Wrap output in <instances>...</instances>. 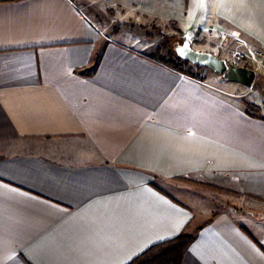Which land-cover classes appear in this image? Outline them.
<instances>
[{
    "label": "crops",
    "instance_id": "obj_1",
    "mask_svg": "<svg viewBox=\"0 0 264 264\" xmlns=\"http://www.w3.org/2000/svg\"><path fill=\"white\" fill-rule=\"evenodd\" d=\"M78 1L101 3L0 0V264H129L182 235V264H264V102L156 63L155 39ZM145 1L122 24L227 39L264 77V0H205L185 24Z\"/></svg>",
    "mask_w": 264,
    "mask_h": 264
},
{
    "label": "rangeland",
    "instance_id": "obj_2",
    "mask_svg": "<svg viewBox=\"0 0 264 264\" xmlns=\"http://www.w3.org/2000/svg\"><path fill=\"white\" fill-rule=\"evenodd\" d=\"M134 1H137L136 2L137 4L138 3L144 4V6L146 7L148 5V3L145 0H143V3H142V0H112V1L111 0H101V3H99V5L97 6L88 5V4L83 5V3L80 1H78V3L80 4V6L81 5L84 6L85 11L88 13L90 17H92L93 19H98L102 23H104L109 28L110 32L119 30L121 28H128L129 30L131 29L134 30L137 34H140L141 36H148L150 38L155 39L156 44L159 47L158 49L159 56L165 57L167 59L171 58L170 47L174 49V46L176 43L183 44L184 37L190 36L193 49L198 50V51L212 53L218 56L219 58H221L220 56H224V52L226 51L227 53L230 54V61H228L229 63L252 69L248 64H246V61H245L246 59H243V60L239 59L240 51H238L237 47L232 45L231 42L227 43V39L223 38L222 43H220V40H221L220 38H216L214 40H211V39L208 40L206 38H201L195 35V33L193 32H183L174 25H171V27H167L166 29L165 28L162 29L154 25L147 26V27L139 26V25L137 26L135 25L137 23H135L134 21L133 22L135 24H131V23H129L128 25L122 24L121 22L122 18L120 16L122 13V10L120 9V6L124 7L125 3H128L131 5L132 2ZM177 1L180 6L179 11H180L181 20H182L181 22H183L184 24L189 23L191 16L188 17V14H184V13L186 11H187L186 13H188L189 10L193 12V9H196V8H200V14L197 16L198 18L197 20L198 22L202 21L201 20L202 12H203L202 9H204V5L206 2L205 0H177ZM177 1H175V3ZM140 8H143V6H141ZM193 30L194 29H191V31ZM191 72L195 77H201L202 75L207 74V73L209 75H214L212 71H209L206 69L198 70L196 67H192ZM251 89L252 88H245V91H246L245 99L248 101L257 102V100H259L260 102H264V77L259 76L256 81V84H254V90H251ZM185 182L193 184L192 182L188 180H186ZM198 185L203 188H207L211 191H214L216 195L213 194L212 198L214 199L215 202L219 201L217 199H220L221 194L235 196L234 193H231L229 190H226V189H223L224 191L220 192V191H216L214 189L207 187V185H200V184ZM222 196L225 197L224 195ZM236 211L246 212L249 210L247 209L239 210L238 209ZM252 212L256 214L255 211H252ZM258 217H260L259 219H261L262 214L257 213V218Z\"/></svg>",
    "mask_w": 264,
    "mask_h": 264
},
{
    "label": "trees",
    "instance_id": "obj_3",
    "mask_svg": "<svg viewBox=\"0 0 264 264\" xmlns=\"http://www.w3.org/2000/svg\"><path fill=\"white\" fill-rule=\"evenodd\" d=\"M171 58L159 56L158 52L151 57L153 61L158 64L164 65L169 69L178 72L180 74L195 77L192 72V66L189 62L181 60L175 53L174 49L170 47ZM198 70L203 68H198ZM247 110L249 114H259L261 109L254 104H247ZM207 187L216 191L223 192V189L218 187L207 185ZM193 242V237L190 235H182L175 239L165 241L157 244L146 252L135 258L129 264H182L184 256Z\"/></svg>",
    "mask_w": 264,
    "mask_h": 264
},
{
    "label": "water",
    "instance_id": "obj_4",
    "mask_svg": "<svg viewBox=\"0 0 264 264\" xmlns=\"http://www.w3.org/2000/svg\"><path fill=\"white\" fill-rule=\"evenodd\" d=\"M174 51L181 60L189 62L194 67L212 71L228 82L252 88L257 79V74L253 69L237 66L212 53L193 49L190 36L184 37L183 44L176 43Z\"/></svg>",
    "mask_w": 264,
    "mask_h": 264
},
{
    "label": "built area",
    "instance_id": "obj_5",
    "mask_svg": "<svg viewBox=\"0 0 264 264\" xmlns=\"http://www.w3.org/2000/svg\"><path fill=\"white\" fill-rule=\"evenodd\" d=\"M245 58H246V57H245L244 54H239V59L243 60V59H245Z\"/></svg>",
    "mask_w": 264,
    "mask_h": 264
},
{
    "label": "snow or ice",
    "instance_id": "obj_6",
    "mask_svg": "<svg viewBox=\"0 0 264 264\" xmlns=\"http://www.w3.org/2000/svg\"><path fill=\"white\" fill-rule=\"evenodd\" d=\"M180 51H182V49Z\"/></svg>",
    "mask_w": 264,
    "mask_h": 264
}]
</instances>
